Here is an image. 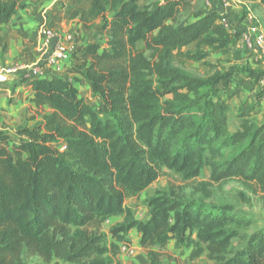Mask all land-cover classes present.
<instances>
[{
  "label": "trees",
  "instance_id": "obj_1",
  "mask_svg": "<svg viewBox=\"0 0 264 264\" xmlns=\"http://www.w3.org/2000/svg\"><path fill=\"white\" fill-rule=\"evenodd\" d=\"M26 5L0 0V24ZM70 18L105 32L74 67L99 109L71 80L31 78L41 120L0 128V264H114L133 228L150 264H163L173 238L176 247L195 240L189 260L205 250L208 264H264V217L214 202L211 189L236 181L243 200L252 194L264 204V121L254 101L232 106L238 91H229L237 75L257 82L262 72L229 61L202 75L183 66L234 41L219 9L206 0H92ZM0 50L2 59V36ZM162 168L191 180V191L156 190L148 216L135 218L127 196ZM204 169L208 179L196 181ZM115 216L122 221L107 245L103 226Z\"/></svg>",
  "mask_w": 264,
  "mask_h": 264
},
{
  "label": "crops",
  "instance_id": "obj_2",
  "mask_svg": "<svg viewBox=\"0 0 264 264\" xmlns=\"http://www.w3.org/2000/svg\"><path fill=\"white\" fill-rule=\"evenodd\" d=\"M91 1L27 0L26 7L20 9L7 24H0V36L4 38L6 43V52L2 59L0 57V73H6L8 69L19 63L34 65L50 53L54 45L59 44L67 50L68 54L62 65V72L58 76L73 81L80 96L88 100L90 104L93 99L95 104L99 105V101H96L98 99L93 97L90 83L74 70L75 65L80 63V59L87 57L84 46L99 40L90 34L92 30L98 31V24L92 29H86L77 18H70L73 9H87L90 7ZM229 1L233 14H230L228 10L226 13L232 26L251 35L259 30L264 31V6L259 3V0ZM206 2L210 5L209 8L220 7L216 0H206ZM42 23H47L56 32V36L52 37L48 44L43 42L40 33ZM103 33L105 32L103 31ZM102 34L98 36L101 37ZM239 43H241L239 39H234L228 48L215 52L218 53L216 58L225 59L226 63L228 61L235 63L237 59L240 61V57L235 56L236 53L242 52L251 68L261 70L262 76L257 82L244 74H240L235 77L234 83L229 89L230 92L238 91L233 97L237 98L238 103H234L232 98L231 105L238 107L242 102L254 101L253 114L257 121L261 122L264 121V59L256 50L247 49L243 44L240 51L232 53L233 58L232 56L224 57L226 52L231 53L229 50L237 48ZM219 63H223V61L220 60ZM43 71L49 76H54L47 66L43 68ZM23 76L18 71L15 72L13 81L0 83V128L11 129L16 126H31L36 121L41 120V116L35 115L36 107L32 102V79L25 78L23 80ZM258 89L261 96L255 99L254 95ZM44 108L49 111V103H46ZM126 238L134 251L132 254H127L122 250V244L119 243L120 253L116 255L114 264H150V258L147 254L145 252L143 255L140 253L142 248L138 231L135 228L131 229ZM163 251L167 257H174L179 255L182 248L176 247L175 240L169 239ZM171 264L177 263L171 260Z\"/></svg>",
  "mask_w": 264,
  "mask_h": 264
},
{
  "label": "rangeland",
  "instance_id": "obj_3",
  "mask_svg": "<svg viewBox=\"0 0 264 264\" xmlns=\"http://www.w3.org/2000/svg\"><path fill=\"white\" fill-rule=\"evenodd\" d=\"M216 1H217L218 5L220 4L223 6V3L225 1H228L231 5V2L229 0H216ZM206 6L208 8L210 7V5H208L207 3H206ZM227 10L230 14H233L231 12L230 6H227ZM241 12H242V10H241ZM233 27H232V29H233ZM90 34H93V36L95 38H100L98 35L101 33L98 31L92 30L90 32ZM231 34L233 35V39H236V40L238 39V36L236 33L231 31ZM194 48H195V43H191L188 46L184 47V50H190V49L194 50ZM241 48H242V43H239V46L237 48H235L233 50H229V52H231V53L226 52L224 57H229V56L231 57L232 53H234V52L236 53V52L240 51ZM202 49L205 50L206 47L202 46ZM216 54L218 55V53H215V54L209 53L206 56H204L202 59H199V60H186V61H184L183 66L187 70H189L193 73H196V74H200V75L206 73L209 70L208 64H210V63L217 64V63H219L220 60H222L223 63H220V64L222 66H227L228 62L226 63L225 59L216 58L217 57ZM235 56L237 58L240 57V61L237 59L235 61V63L249 65L248 61L245 59V56H243L242 52L236 53ZM232 58H233V56H232ZM228 59L230 60V58H228ZM259 71H261V70H259ZM254 96H255V99H258L261 96V92H259V89L256 91ZM96 101H98V100H96ZM232 101L234 103H238L237 98H233ZM90 102L95 109L99 108V105L95 104L93 99ZM236 106L237 105H235V107ZM46 111L47 110L45 109L44 112L46 114H48L50 112V109H49V111H47V112ZM35 113H36L35 115H38L39 117L41 116L37 112H35ZM232 120H235V119H232ZM39 121L40 120L36 121L32 125L36 124ZM232 127H234V125H232ZM15 128H11V130H14ZM59 148L61 149L60 145H59ZM208 177H209V171L207 169H204L202 172V175L200 177H198L196 179V181L207 180ZM191 184H192L191 180L183 181L179 175L174 174L172 171H170L166 168H162L160 176L153 183H151L149 186H147L144 190H142L139 193H129V195L127 196V198L125 200V205L132 210L135 218L145 219L148 216V211H149V208L147 206V199L149 197H151L156 190H159V189L160 190H167L171 185H175V186H184L183 191L189 193L191 191ZM241 188L242 187L240 186V184L236 181H228L221 186L214 184L213 187H211V189L213 190V197H212L213 201L214 202H216V201L217 202H223V203L230 202L233 204H237L241 208L245 209L246 211H251V212H253L259 216L264 217V204H263L262 200L258 196H254L252 194H248V200H243L240 197V195L238 194V191H240ZM121 221H122V217L115 216L104 224L103 232L105 233V236H106L105 242L107 245H109L111 242L115 241V239L110 234L111 227L113 225L121 222ZM188 234H189V231L186 233V235H188ZM192 237L193 238L196 237V230L193 231ZM173 240H175V239L173 238ZM194 241L188 239L186 241V244L184 243L183 245L180 246L182 248V251L179 253L178 256H174V257L168 256L167 257L166 255H164L163 257H161V262L163 264H165L167 262L171 263V260H172L177 264H208V260L206 257V251L205 250L201 253V255L199 257L195 258L194 260H189L190 253L195 247ZM200 246H202L204 249L203 245L200 244ZM144 252L146 253V251L142 249V252H140V253L143 255Z\"/></svg>",
  "mask_w": 264,
  "mask_h": 264
},
{
  "label": "built area",
  "instance_id": "obj_4",
  "mask_svg": "<svg viewBox=\"0 0 264 264\" xmlns=\"http://www.w3.org/2000/svg\"><path fill=\"white\" fill-rule=\"evenodd\" d=\"M227 6H230V3L228 1H225L223 3V6L220 5V7L218 8L221 15L220 22L227 30H231L232 32L236 33L240 42L247 49L256 50L259 53L260 57L264 59V31L259 30L254 35H251L246 31H241L237 29V27H233L226 13ZM40 33L45 44H48L51 38L56 36V32L52 28H50L47 23L41 24ZM67 54V50L63 46L56 44L52 47L50 53H48L45 57L41 58L38 63L34 65L19 63L14 65L12 68L8 69L6 73L15 74V72L19 71L26 77L45 78L49 77V75H47V73L43 71V68L47 66L51 70L53 75H59L62 72V65L65 59L67 58ZM63 148L64 145L61 146V149ZM121 248L127 254H132L134 251L132 247L123 244Z\"/></svg>",
  "mask_w": 264,
  "mask_h": 264
},
{
  "label": "water",
  "instance_id": "obj_5",
  "mask_svg": "<svg viewBox=\"0 0 264 264\" xmlns=\"http://www.w3.org/2000/svg\"><path fill=\"white\" fill-rule=\"evenodd\" d=\"M15 78V74L13 73H0V83H5L9 81H13Z\"/></svg>",
  "mask_w": 264,
  "mask_h": 264
}]
</instances>
